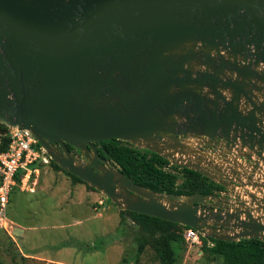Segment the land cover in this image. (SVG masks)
<instances>
[{"label":"water","instance_id":"1","mask_svg":"<svg viewBox=\"0 0 264 264\" xmlns=\"http://www.w3.org/2000/svg\"><path fill=\"white\" fill-rule=\"evenodd\" d=\"M0 123L31 130L51 159L123 198L126 210L203 234L211 220L234 221L235 235L211 237L264 240L252 211L243 219L204 205L220 196L148 190L118 170L103 145L128 140L227 186L211 168L173 157L169 141L193 135L215 155L248 149L253 172L261 170L264 0H0ZM67 144L88 163H77Z\"/></svg>","mask_w":264,"mask_h":264},{"label":"rangeland","instance_id":"2","mask_svg":"<svg viewBox=\"0 0 264 264\" xmlns=\"http://www.w3.org/2000/svg\"><path fill=\"white\" fill-rule=\"evenodd\" d=\"M164 140L168 145L169 140ZM169 142L174 158L211 168V173L226 183V191L220 197L209 198L206 207L215 212H242L243 219L252 211L264 222V164L253 172L254 162L244 156L248 149L226 152L228 157H224L215 155L212 146L193 135H185L178 143ZM71 152L77 163H88L80 149ZM38 167L39 173L33 175L35 190L16 188L13 192L8 207L13 229L11 234L0 230V264H160L150 244L137 257L143 232L131 218L123 220V198L112 200L50 162H41ZM232 223L211 220L206 234L198 231L194 240L186 239L183 224L179 223L183 238L175 243L174 264H224L220 256L204 251V237L235 235L241 229Z\"/></svg>","mask_w":264,"mask_h":264},{"label":"trees","instance_id":"3","mask_svg":"<svg viewBox=\"0 0 264 264\" xmlns=\"http://www.w3.org/2000/svg\"><path fill=\"white\" fill-rule=\"evenodd\" d=\"M1 127H6L0 124ZM8 137H3L7 143ZM108 152V159L126 177L140 186L157 193L191 196H219L227 187L211 177L181 163L172 161L164 155L145 147L138 146L128 140L112 139L103 142ZM70 151L77 150L67 144ZM5 149V146L1 147ZM62 150V148H59ZM98 151L105 152L98 146ZM51 165L71 175L75 180L85 182L80 177L62 168L57 161L51 159ZM37 165L34 163L33 166ZM123 220L131 218L138 223L143 232L137 246V257L144 252L147 244L156 251L160 264H174L176 261L175 243L183 238L180 224L147 214L130 210H122ZM183 229L190 228L182 225ZM1 230V229H0ZM203 249L206 253L218 255L224 264H264V240L260 238L218 239L204 237ZM18 264H24L22 262Z\"/></svg>","mask_w":264,"mask_h":264},{"label":"built area","instance_id":"4","mask_svg":"<svg viewBox=\"0 0 264 264\" xmlns=\"http://www.w3.org/2000/svg\"><path fill=\"white\" fill-rule=\"evenodd\" d=\"M7 129V125L0 126V131ZM5 136L9 138L7 143L3 140ZM50 161V155L31 130L14 127L7 134H0V229L8 233L13 229L8 207L15 189L34 191L37 181L33 175L39 173V163ZM34 163L37 165L33 166ZM100 203L103 204V201ZM185 237L187 240L197 239L198 231L188 228Z\"/></svg>","mask_w":264,"mask_h":264},{"label":"bare ground","instance_id":"5","mask_svg":"<svg viewBox=\"0 0 264 264\" xmlns=\"http://www.w3.org/2000/svg\"><path fill=\"white\" fill-rule=\"evenodd\" d=\"M141 143L144 144V145L155 147L156 149H158V150H160V151H162L164 153H167L169 151V149H167V147L164 144H161V143L156 142L154 140L153 141L152 140L151 141L150 140H142ZM160 201L163 204L168 205L167 200L161 199Z\"/></svg>","mask_w":264,"mask_h":264},{"label":"flooded vegetation","instance_id":"6","mask_svg":"<svg viewBox=\"0 0 264 264\" xmlns=\"http://www.w3.org/2000/svg\"><path fill=\"white\" fill-rule=\"evenodd\" d=\"M54 147H56L57 149H59L61 146H60V144L55 143V144H54ZM102 156H103V155H102ZM103 157H105V156H103Z\"/></svg>","mask_w":264,"mask_h":264},{"label":"crops","instance_id":"7","mask_svg":"<svg viewBox=\"0 0 264 264\" xmlns=\"http://www.w3.org/2000/svg\"><path fill=\"white\" fill-rule=\"evenodd\" d=\"M12 198V197H11ZM12 221V220H11ZM13 222V221H12ZM11 234V233H10Z\"/></svg>","mask_w":264,"mask_h":264}]
</instances>
